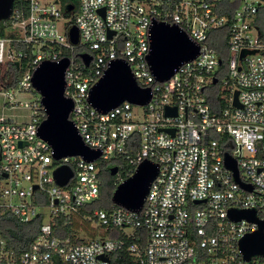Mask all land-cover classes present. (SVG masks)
I'll list each match as a JSON object with an SVG mask.
<instances>
[{"label": "built area", "instance_id": "built-area-1", "mask_svg": "<svg viewBox=\"0 0 264 264\" xmlns=\"http://www.w3.org/2000/svg\"><path fill=\"white\" fill-rule=\"evenodd\" d=\"M68 4L13 0L1 20L7 25L0 33V72L25 57L24 49L31 53L16 85L0 79V215L21 223L38 217L41 224L25 245L0 232V264H113L119 256L131 264H264V255L245 259L239 248L264 222V0H77L67 11ZM153 20L177 25L198 45L197 55L163 81L146 59ZM72 25L76 44L68 38ZM220 30L227 34L224 65L210 42ZM80 54L90 56L88 64ZM62 57L69 59V119L83 142L100 151L93 161L55 160L37 133L45 113L32 73L42 60ZM115 59L129 64L151 98L101 112L88 101L89 90ZM26 93L33 99L20 100ZM13 109L27 110V120L5 114ZM226 156L235 161L238 180ZM145 159L158 171L139 209L113 202L90 208L100 194V164L117 166L118 184ZM61 164L73 170L65 185L53 177ZM229 209L252 210L257 220L232 219ZM58 220L71 223L73 232L63 233ZM75 220L94 222L98 233L74 238Z\"/></svg>", "mask_w": 264, "mask_h": 264}, {"label": "water", "instance_id": "water-1", "mask_svg": "<svg viewBox=\"0 0 264 264\" xmlns=\"http://www.w3.org/2000/svg\"><path fill=\"white\" fill-rule=\"evenodd\" d=\"M12 5L13 0H0V21L8 18ZM71 9L72 5L68 4L66 10ZM149 32L150 50L146 59L152 74L158 81L168 79L179 65L193 59L198 53V45L175 24L170 25L153 20ZM110 35L109 33L108 37ZM68 38L73 44L78 42V29L75 25L69 28ZM245 53L246 51H242L241 55ZM80 56L88 64L90 56L86 54H80ZM68 63L67 57H62L58 61L42 60L32 73V86L40 95V103L45 113L37 133L51 146L55 160L79 155L86 161H93L99 157L100 151L90 148L83 142L69 119L73 101L64 95V71ZM237 93L236 91L234 94L235 105H238ZM150 98L149 88H143L137 84L129 64L121 59H115L109 63L104 74L90 87L88 95L91 105L101 112H107L123 101L144 105ZM165 112L175 114V109L166 107ZM224 162L238 180L235 161L226 156ZM157 171L156 163L148 159L141 161L131 176L116 185L111 194V202L129 209H139ZM116 172L117 166L110 167L112 175ZM72 175L73 170L68 164H61L53 170L54 180L59 185H65ZM228 215L235 220L240 218L257 220L252 210L229 209ZM239 248L245 259L254 254L264 255L263 221L259 222L257 230L244 235L239 240ZM101 258L106 257L101 256Z\"/></svg>", "mask_w": 264, "mask_h": 264}, {"label": "trees", "instance_id": "trees-1", "mask_svg": "<svg viewBox=\"0 0 264 264\" xmlns=\"http://www.w3.org/2000/svg\"><path fill=\"white\" fill-rule=\"evenodd\" d=\"M64 4L65 2H70L72 5H77V0H61ZM17 2H15L16 6ZM72 14L70 12H65L66 17H70ZM0 25V33L4 34V27L7 25L5 21H1ZM227 41V34L220 30L216 31V33L212 36L210 40L211 45L214 46L217 51L220 53L222 63L225 64L224 56H225V44ZM24 49V48H23ZM25 57H23L20 61H13L7 64L5 71L0 72V79L7 80L6 87L10 88L16 85L18 79L23 75L26 71L27 63L29 60L30 49L26 48ZM101 170L99 173L100 178V194L98 199H96L93 203L90 204V208L97 207H107L111 204V194L115 189L117 183L115 182V175L110 173V163L107 165L100 164ZM81 214L87 215L88 211L86 209L81 210ZM41 224V218H34L31 222L21 223L14 216L9 213H5L0 215V232L4 235L9 243H22L28 244L31 242L37 235L39 231V226ZM57 227L62 230L63 233H72V224L63 220H58ZM111 234V233H109ZM116 233H112L114 236ZM77 235V234H75ZM95 236V235H94ZM92 236V237H94ZM74 238L87 240L88 238H84L81 236H76ZM122 255V254H121ZM113 264H131V261L123 260L122 256L113 258Z\"/></svg>", "mask_w": 264, "mask_h": 264}, {"label": "rangeland", "instance_id": "rangeland-1", "mask_svg": "<svg viewBox=\"0 0 264 264\" xmlns=\"http://www.w3.org/2000/svg\"><path fill=\"white\" fill-rule=\"evenodd\" d=\"M1 21H0V25H1ZM5 67L1 68L2 73L5 71L4 70ZM35 96H38V93H36ZM34 95L26 93V94H22L19 96L20 100H31L33 99ZM2 96L0 95V114H1V107H2ZM6 115H9L11 118H13L15 121L17 122H21V121H25L27 120V114L28 111L25 109H13V110H7L5 111ZM99 161V160H98ZM44 213L47 214L48 210L47 209H43ZM74 234H77L78 236L84 237V238H88V237H92L94 235H96V233H98V231L96 230V225L94 222H91V225L83 220L81 221H77L75 220L74 223ZM95 228L94 230L91 227ZM124 231L127 232H131L132 229L127 228L124 229Z\"/></svg>", "mask_w": 264, "mask_h": 264}]
</instances>
